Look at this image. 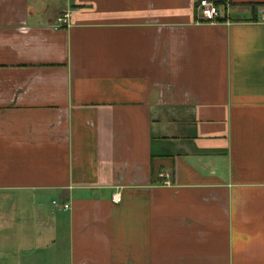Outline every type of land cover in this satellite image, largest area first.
Instances as JSON below:
<instances>
[{
  "label": "crops",
  "instance_id": "0c3cea01",
  "mask_svg": "<svg viewBox=\"0 0 264 264\" xmlns=\"http://www.w3.org/2000/svg\"><path fill=\"white\" fill-rule=\"evenodd\" d=\"M202 1L0 0V264H264V0Z\"/></svg>",
  "mask_w": 264,
  "mask_h": 264
},
{
  "label": "built area",
  "instance_id": "2783aa9c",
  "mask_svg": "<svg viewBox=\"0 0 264 264\" xmlns=\"http://www.w3.org/2000/svg\"><path fill=\"white\" fill-rule=\"evenodd\" d=\"M199 14L200 17L202 19L203 22L206 23H216L219 20H221V14L219 11L218 6L216 5L215 2L211 1V0H203L200 4H199ZM69 26V16L66 14L64 16H61L57 19V27H63L66 28ZM113 201L116 203H120L122 198L119 194H115L112 197ZM54 205L56 207H58L60 209V207L58 206V204L56 202H54ZM61 209L63 210H68L69 209V205L68 204H64Z\"/></svg>",
  "mask_w": 264,
  "mask_h": 264
},
{
  "label": "trees",
  "instance_id": "16d2710c",
  "mask_svg": "<svg viewBox=\"0 0 264 264\" xmlns=\"http://www.w3.org/2000/svg\"><path fill=\"white\" fill-rule=\"evenodd\" d=\"M215 3H216L217 5H220V4H222L223 2H222L221 0H217V1H215Z\"/></svg>",
  "mask_w": 264,
  "mask_h": 264
}]
</instances>
